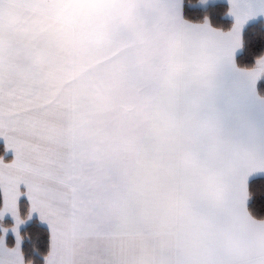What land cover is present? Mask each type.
Segmentation results:
<instances>
[{"label":"snow or ice","instance_id":"snow-or-ice-1","mask_svg":"<svg viewBox=\"0 0 264 264\" xmlns=\"http://www.w3.org/2000/svg\"><path fill=\"white\" fill-rule=\"evenodd\" d=\"M254 22L259 47L246 40ZM138 33L144 56L114 54L61 122L0 106V264H127V182L102 131L162 104L175 141L168 188L210 264H264V225L248 211L264 177V0H144ZM37 221L43 243L26 255L24 226Z\"/></svg>","mask_w":264,"mask_h":264},{"label":"crops","instance_id":"crops-1","mask_svg":"<svg viewBox=\"0 0 264 264\" xmlns=\"http://www.w3.org/2000/svg\"><path fill=\"white\" fill-rule=\"evenodd\" d=\"M143 3L0 0V106L13 107L25 117L61 122L89 93L114 54L144 56L138 33ZM77 79L85 88L80 93ZM147 116V174L134 163L135 144L119 139L112 127L101 136L121 160L127 182L123 256L127 264H210L201 227L168 188L175 141L167 108L162 104L158 113ZM251 218L254 225H264V219ZM257 242L264 243V234L257 233Z\"/></svg>","mask_w":264,"mask_h":264},{"label":"rangeland","instance_id":"rangeland-1","mask_svg":"<svg viewBox=\"0 0 264 264\" xmlns=\"http://www.w3.org/2000/svg\"><path fill=\"white\" fill-rule=\"evenodd\" d=\"M78 75H83V74H78ZM87 76H88V70H87ZM69 77H70L69 80L71 78L73 79L72 75H69ZM63 79H64V77H61V80H63ZM77 81H78L77 90H78V93H80L79 90L81 89V91H82V89H83V91H84L85 88H84V85L80 84L78 79H77ZM61 88L64 89V86L62 85ZM71 88H72V86H71ZM81 96L82 95H80L79 98ZM80 101H82V100L78 99L76 102V105ZM60 103H62V101L56 102L57 108H59ZM132 111H133V119L135 122H127L119 114H116V115L109 118V123L111 124V127L114 128V130H117V133L119 135V139H122L126 142H130L127 144H132V143L135 144L133 146V149L136 152L137 158L135 159L134 163H135V165H138L139 168L141 166V172H142L141 174H147L149 171L148 147H147L148 143H146V145H144L142 148H139L138 146H140L142 144L144 129L149 128L148 127L149 118L145 114H143V116L135 115V114H140V113L135 111V110H132ZM114 135H116V133H114ZM137 142H141V144H137Z\"/></svg>","mask_w":264,"mask_h":264},{"label":"trees","instance_id":"trees-1","mask_svg":"<svg viewBox=\"0 0 264 264\" xmlns=\"http://www.w3.org/2000/svg\"><path fill=\"white\" fill-rule=\"evenodd\" d=\"M195 14V13H194ZM226 23V22H224ZM261 31L258 22H254L246 29V40L251 41L256 47L261 44L259 33ZM252 194L254 196L252 204L249 206V211L256 219H264V177H257L252 179ZM25 253L27 255L31 246L36 243L42 244V239H38L43 234V226L38 222H30L24 227ZM31 239H28V238Z\"/></svg>","mask_w":264,"mask_h":264}]
</instances>
